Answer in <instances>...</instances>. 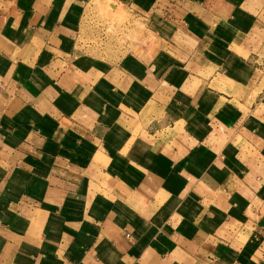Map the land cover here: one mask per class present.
<instances>
[{"label": "crops", "instance_id": "1", "mask_svg": "<svg viewBox=\"0 0 264 264\" xmlns=\"http://www.w3.org/2000/svg\"><path fill=\"white\" fill-rule=\"evenodd\" d=\"M90 1L0 0V264H264V0Z\"/></svg>", "mask_w": 264, "mask_h": 264}, {"label": "rangeland", "instance_id": "2", "mask_svg": "<svg viewBox=\"0 0 264 264\" xmlns=\"http://www.w3.org/2000/svg\"><path fill=\"white\" fill-rule=\"evenodd\" d=\"M87 11L85 17L90 29L84 42L103 55L123 54L134 46L145 28L143 18L117 0H91ZM228 62L232 65V61Z\"/></svg>", "mask_w": 264, "mask_h": 264}]
</instances>
